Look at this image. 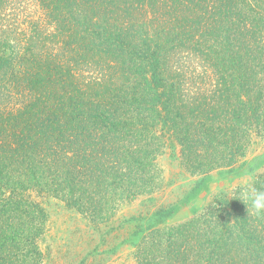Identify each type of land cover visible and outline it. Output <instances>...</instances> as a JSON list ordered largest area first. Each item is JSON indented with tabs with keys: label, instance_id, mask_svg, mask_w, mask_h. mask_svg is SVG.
I'll use <instances>...</instances> for the list:
<instances>
[{
	"label": "trees",
	"instance_id": "16d2710c",
	"mask_svg": "<svg viewBox=\"0 0 264 264\" xmlns=\"http://www.w3.org/2000/svg\"><path fill=\"white\" fill-rule=\"evenodd\" d=\"M254 137L264 0H0V264H46L52 201L98 236L89 264L123 248L117 264H264V215L232 197L264 192ZM169 150L192 185L117 219L153 200ZM244 178L197 207L215 179Z\"/></svg>",
	"mask_w": 264,
	"mask_h": 264
},
{
	"label": "rangeland",
	"instance_id": "374dc122",
	"mask_svg": "<svg viewBox=\"0 0 264 264\" xmlns=\"http://www.w3.org/2000/svg\"><path fill=\"white\" fill-rule=\"evenodd\" d=\"M195 85L190 89L195 97ZM204 147H193V150H200ZM219 151L228 150L233 153L237 147H214ZM180 147H176V152ZM264 154V138H253L252 143L247 147L246 159H252ZM158 164L163 172L162 188L153 195L152 201L138 199L137 201L122 206L118 218H128L139 214H146L157 208L165 207L175 202L195 181L181 165L178 158H172L171 151L159 158ZM247 179L233 180L215 179L211 185L209 194H202L196 202L197 207L203 208L211 202L222 189H230L237 185L246 184ZM50 214L47 225V234L42 249L46 253V264H79L84 259L87 263L100 258L88 256L99 245L98 236L86 226L79 216L67 211L64 206L52 201L47 206ZM104 249V248H103ZM101 249V250H103ZM131 250L123 248L116 256L110 258V263H131ZM109 259V258H108Z\"/></svg>",
	"mask_w": 264,
	"mask_h": 264
},
{
	"label": "clouds",
	"instance_id": "9594fccd",
	"mask_svg": "<svg viewBox=\"0 0 264 264\" xmlns=\"http://www.w3.org/2000/svg\"><path fill=\"white\" fill-rule=\"evenodd\" d=\"M232 197L247 204L253 214L264 215V192L259 191L254 186L249 185L238 192L233 191Z\"/></svg>",
	"mask_w": 264,
	"mask_h": 264
}]
</instances>
